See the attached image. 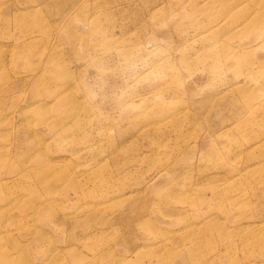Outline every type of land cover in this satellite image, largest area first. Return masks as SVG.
Returning a JSON list of instances; mask_svg holds the SVG:
<instances>
[{"label":"rangeland","instance_id":"obj_1","mask_svg":"<svg viewBox=\"0 0 264 264\" xmlns=\"http://www.w3.org/2000/svg\"><path fill=\"white\" fill-rule=\"evenodd\" d=\"M0 264H264V0H0Z\"/></svg>","mask_w":264,"mask_h":264}]
</instances>
